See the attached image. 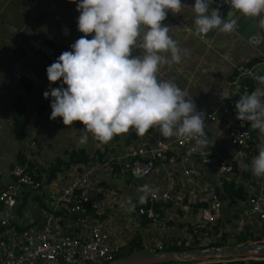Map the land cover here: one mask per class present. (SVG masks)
<instances>
[{"label": "crops", "instance_id": "1", "mask_svg": "<svg viewBox=\"0 0 264 264\" xmlns=\"http://www.w3.org/2000/svg\"><path fill=\"white\" fill-rule=\"evenodd\" d=\"M76 3L71 0H0V187L11 180L9 167L17 157L32 161L31 168L26 164L40 182L37 189L23 191L15 224L36 230L50 217L51 225L58 227L59 232H68L71 229L69 216L64 209L56 207V196L64 182L87 173L99 188L89 195L90 206L95 205L91 206L89 220L107 232V243L121 253H126L131 244L130 252L152 250L150 244L161 245L166 237L177 242L176 227L181 229L179 239L188 235L187 225H197L200 221L198 210L182 213L169 204H157L160 217L150 222H142L144 215L137 214L136 208L128 213L125 210L128 198L137 207L139 188L144 184L155 192L179 194L189 204L202 186H213L221 198L218 230L226 232L227 238L248 232L245 230L263 234V223L243 212L247 197L259 189L264 191V177L253 176L246 167L250 164L235 161L232 173L225 178L192 156L187 161H158L147 174L134 176L123 173L111 163L95 166L100 160L123 154L142 141L171 138L163 137L156 129L149 130L144 137L130 130L129 134H121L98 148L90 133L86 143L80 142L84 135L80 122L67 127L60 117L49 119L52 98L45 99L43 93L57 88V82L50 83L46 73L54 62H42L35 45L43 41L57 47L60 54L71 51L73 41L84 35L77 29L80 13ZM181 3L186 8L179 14L168 12L164 23L175 29L171 35L178 41L182 60L179 64L162 66L160 74L161 78L171 79L185 90L194 99L197 111L206 113L224 94L225 78L232 65L264 52V28L257 24L258 37L245 38L236 31L213 30L200 39L191 31L195 28V13L191 10L195 0H181ZM227 5L224 0H213L210 7H219L224 18ZM87 38L91 39L92 34ZM139 54V50L133 52V55ZM20 77L25 83L20 82ZM13 94L19 97L18 101L13 102ZM205 130L208 147L223 155L234 153L220 121L205 119ZM77 149L88 155L81 171L71 166L47 178L45 169L54 157L65 161L68 153ZM185 168L188 174L184 173ZM171 228L172 233L168 232Z\"/></svg>", "mask_w": 264, "mask_h": 264}, {"label": "clouds", "instance_id": "2", "mask_svg": "<svg viewBox=\"0 0 264 264\" xmlns=\"http://www.w3.org/2000/svg\"><path fill=\"white\" fill-rule=\"evenodd\" d=\"M212 3L195 0L191 7L194 35L200 38L213 30L235 32L236 16L264 28V0H224L235 10L227 21L219 7H210ZM183 8L181 0H79L77 29L84 35L46 69L50 83L62 78L67 86L43 93L45 99L52 98L49 119L60 117L67 127L80 122L84 132L80 142L86 143L90 133L98 148L130 130L144 137L151 129L165 138L179 137L207 147L205 113L197 111L185 90L160 74L162 66L182 60L178 41L171 35L175 29L164 21L168 12L179 14ZM136 50L139 55H133ZM253 78L258 86L235 103L236 119L264 135V75ZM231 95L224 93L225 99ZM246 167L253 176L264 177V143ZM139 192L137 203L144 204L153 189L144 184ZM135 208L128 198L125 210L132 213Z\"/></svg>", "mask_w": 264, "mask_h": 264}, {"label": "built area", "instance_id": "3", "mask_svg": "<svg viewBox=\"0 0 264 264\" xmlns=\"http://www.w3.org/2000/svg\"><path fill=\"white\" fill-rule=\"evenodd\" d=\"M191 31L194 32L195 28H191ZM35 47L44 63L55 62L60 56L58 48L47 42L39 41ZM257 75H264V52L232 65L225 78L224 89V93L232 95L225 99L223 94L214 108L205 113L206 120L220 121L234 147L233 154L223 155L216 149L201 147L195 141L179 137L153 138L130 147L123 154L104 158L95 167L111 163L123 173L143 176L158 161H187L193 156L216 175L226 178L232 173L235 161L251 164L258 155V146L264 143V135L251 129L247 123L241 126L236 119L235 103L241 95L251 93L258 86L253 78ZM57 87H67L62 84V78L57 81ZM183 171L189 173L187 168ZM9 174L11 180L0 187V264H104L121 253L120 249L107 243V232L89 220L91 206L95 207L90 206L89 195L99 188L87 173L64 182L56 196V207L64 209L69 216L71 229L68 232H59L58 227L51 225L50 217L36 230L15 224L23 191L37 189L40 182L32 177L31 169L24 162H12ZM245 201L244 214L264 223V191L259 189ZM157 204L172 205L182 213L195 208L200 213V219L210 227L217 220L221 198L215 187L209 185L199 189L191 204L179 194L153 191L146 203H138L136 212L151 219L158 218L160 211Z\"/></svg>", "mask_w": 264, "mask_h": 264}, {"label": "water", "instance_id": "4", "mask_svg": "<svg viewBox=\"0 0 264 264\" xmlns=\"http://www.w3.org/2000/svg\"><path fill=\"white\" fill-rule=\"evenodd\" d=\"M235 13L227 5L224 19H229V13ZM238 21L236 32L248 38L258 37L257 24L249 18L236 16ZM264 258V239L258 241H242L211 247H190L177 250H140L127 252L105 262L104 264H196L208 262H223L228 260H249Z\"/></svg>", "mask_w": 264, "mask_h": 264}, {"label": "trees", "instance_id": "5", "mask_svg": "<svg viewBox=\"0 0 264 264\" xmlns=\"http://www.w3.org/2000/svg\"><path fill=\"white\" fill-rule=\"evenodd\" d=\"M20 82L25 83V79L23 77H20ZM13 102H16L19 100V97L15 96L13 94L12 96ZM129 134V133H128ZM118 137V136H117ZM117 137H115L113 140H116ZM88 159V155L83 153L82 149H77L75 151H70L68 153V158L67 160H62L59 157H54L53 160L48 164L47 168L45 169L47 173V178H50L52 175H54L57 172H60L62 170H66L70 168L71 166H75V170H82V164L85 163ZM16 161L20 163H26L28 166L31 168L33 165L31 160H27L26 162L23 159H20L19 157L16 158ZM32 177L36 180H38V175H34L32 172ZM72 179V178H71ZM70 180V179H69ZM193 210L195 208H192ZM191 209V210H192ZM154 219L148 218L143 216L142 217V222H150L153 221ZM264 225V223H263ZM248 232L236 234V239L232 241L231 243H238L245 241L246 239L249 238V240L252 241H258L261 240L264 237V229H263V234H259L258 231L257 233H250V230H245ZM186 232L188 235L185 237L179 238L176 242L172 238L166 237L162 241L161 245H154L152 246L149 243L147 244L149 248L152 250H177V249H185V248H190V247H211V246H220L224 244H228L226 242L227 239V234L226 232H221L218 230V223L217 220L214 225H211L208 227L207 223L203 222L201 219L199 222H197V225L194 224L193 226L187 225ZM247 234V235H246ZM132 244L129 246L128 251H132ZM137 250L141 249V247H136ZM125 254L120 253L119 255ZM169 264H176V263H169ZM196 264H264V258L261 259H249V260H228V261H223V262H208V263H196Z\"/></svg>", "mask_w": 264, "mask_h": 264}, {"label": "rangeland", "instance_id": "6", "mask_svg": "<svg viewBox=\"0 0 264 264\" xmlns=\"http://www.w3.org/2000/svg\"><path fill=\"white\" fill-rule=\"evenodd\" d=\"M13 162H14V161H13ZM44 163H45V162H44ZM11 164H12V163H11ZM38 165H39V166H45V164H42V165L38 164ZM9 169H10V167H9ZM175 229H176V231L174 232V236H175V238L178 240V236H182V235H181L182 233L180 232L181 229L178 230L177 227H176ZM166 230H167V229H166ZM171 230H172V228H171L168 232H171V233H172ZM246 235H247V234H246ZM263 238H264V237H263ZM235 239H236V237H233V236H232L231 238L228 237V238L226 239V242H228V243L230 244V243H231L232 241H234ZM248 240H249V238L246 239L245 241H248ZM177 242H178V241H177ZM177 242H176V243H177ZM155 246H156V245H155Z\"/></svg>", "mask_w": 264, "mask_h": 264}]
</instances>
